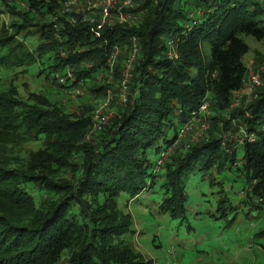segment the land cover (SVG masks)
Segmentation results:
<instances>
[{"label": "trees", "instance_id": "16d2710c", "mask_svg": "<svg viewBox=\"0 0 264 264\" xmlns=\"http://www.w3.org/2000/svg\"><path fill=\"white\" fill-rule=\"evenodd\" d=\"M25 3L26 11H18L0 0V15L9 19H0V264H59L62 258L67 264H151L134 246L132 217L121 210V198L141 202L150 193L162 197L160 211L170 219L184 218L191 175L224 169L231 156L216 130L175 165H162L159 157L155 167L166 174L155 186L150 151L171 145L176 123L182 125L205 95L216 113L229 112L220 131L244 132L235 145L240 164L234 162L249 194L264 202V82L249 103L231 109L247 77L243 36L264 44V0H134L141 20L106 26L98 38L79 19L45 20L56 14V0ZM133 38L138 52L119 116L81 145L92 125L87 111L70 117L46 99L25 103L6 75L45 58L57 86L63 87L54 73L66 66L85 82L102 71L113 45L131 53ZM170 40L174 59L167 55ZM113 75L122 77L117 66ZM219 120L211 116L214 128ZM38 140L42 149L21 161L16 151ZM73 157L79 162L72 169ZM68 168L67 182L53 178Z\"/></svg>", "mask_w": 264, "mask_h": 264}, {"label": "rangeland", "instance_id": "374dc122", "mask_svg": "<svg viewBox=\"0 0 264 264\" xmlns=\"http://www.w3.org/2000/svg\"><path fill=\"white\" fill-rule=\"evenodd\" d=\"M65 1L56 0V14L52 18L46 17L45 20L57 21L64 17L69 21L71 16L76 17L80 13L90 18H98L93 10H88L87 0H77L69 12L64 10ZM3 3L13 6L18 11H26L24 10L26 9L25 0H3ZM136 15H138V20H141L140 14ZM0 19L5 22L9 21L5 14H1ZM243 39L249 46V51L243 57L247 66V76L257 73L263 83L264 44L250 36H243ZM26 43L32 48L36 46L35 39L26 40ZM130 55L131 53L125 52L123 48L118 52L111 71L97 72L90 79L83 81L81 91L78 93L73 92L74 86L72 85L59 87L53 83L52 76L45 68L50 61L45 62V58L28 67L15 69L6 75H11L19 99L25 103L34 101L37 103L39 100L46 99L50 108L55 110L56 107L58 111L70 117L84 115L87 111L92 125L88 134L80 141L81 145L94 138L92 135L96 132L93 130V120L97 109L101 108L106 114L108 118L106 124H111L119 116L124 104L121 100L123 92L120 90L122 77L114 78L113 74L117 66L122 75L124 71H127L131 77L130 72L133 65L132 63L131 67L127 65ZM247 79L246 77L245 80ZM77 86L76 84L75 87ZM99 86L103 88L100 91H94ZM247 87L248 85L237 95L240 97L239 105L241 106L249 103L256 96L259 88L256 87L250 91ZM208 98L209 107L204 116L202 115V120L195 126L196 129L193 128L185 133L174 147H170L169 153L162 159V165L169 162L177 164L178 160L185 155L186 150L216 130H219V135H222L225 143L233 140V143L228 146L225 143L222 145L225 153L231 157L224 163L223 170L214 166L210 170L195 171L191 175L186 188L184 218L170 219L168 213L160 211L159 205L162 197L156 196L153 199L150 193L142 195L141 202H135L133 199L126 201L124 197L121 198V210L132 217L135 231L134 246L141 259L151 264H264V202H260L257 197L249 194V185L246 184L244 175L236 169V163L240 164L241 157V152L235 150L239 131L227 132L222 129L220 131L224 125L222 120L231 119L229 112L216 113L211 96L208 95ZM236 107H231V109ZM214 114L221 119L216 128L211 124V116ZM181 126L176 123L175 130ZM173 134L174 129H170L167 138H172ZM41 149L42 140L32 141L24 144L16 151V154L21 161H25L32 153ZM163 150L165 146L161 144L158 151H150L149 159L154 164L153 168ZM76 152L78 153V150ZM232 152H235L233 158ZM170 155L174 158L173 160ZM78 158L73 157V161L69 163V165L73 164L72 169L79 162ZM162 169L161 166L155 167L156 189H159L160 184L165 181L162 178H165L166 172ZM70 171L69 168L63 172L60 170V175L55 172L53 178L60 182H67L71 177ZM59 264H67L65 258H62Z\"/></svg>", "mask_w": 264, "mask_h": 264}, {"label": "built area", "instance_id": "2783aa9c", "mask_svg": "<svg viewBox=\"0 0 264 264\" xmlns=\"http://www.w3.org/2000/svg\"><path fill=\"white\" fill-rule=\"evenodd\" d=\"M77 0H66L65 1V8L64 10L69 12L71 7L75 5ZM87 4L89 5L88 10H93L96 15L98 16L97 19L90 18L88 15L84 13H80V15L74 17L71 16L69 18V21L71 23H75L77 19L81 20L83 23H86L89 27L91 33L96 38L101 37L102 31L106 26H113L117 24H132L133 22L137 21L138 15L137 13L133 11L135 3L134 0H87ZM133 48L131 55L127 61L128 67L131 66V63L134 61L136 54L138 52L137 45H136V39L133 38ZM168 45L171 47V49L168 51L167 55L170 59L176 58V54L174 52L173 48V41L170 40L168 42ZM120 51V47L113 45L110 50L106 54V61L104 65V70L102 71H108L110 72L112 69V65L117 59V54ZM61 57H66V53L64 51H61L60 53ZM101 71V73H102ZM130 75L127 71H124L122 75V79L120 82V90L121 100L123 102L126 101V93H127V83ZM247 80H244L243 82V88H245L248 85V89L252 91L254 88L259 87L261 85V78L260 75L257 73H252L247 76ZM54 79L59 83L62 84L64 87H70L72 83H76L78 86L75 87L76 84L72 85L73 92L78 93L81 91V86L83 80H77L74 76L73 69L69 66H66L64 69L57 70L54 73ZM247 82V83H246ZM242 89L235 94V97L233 98L231 107L240 106L239 103L240 97L237 96L242 91ZM209 98L208 95H205V97L202 99L201 103L199 104L197 110L191 114V116L182 124L181 127L178 129V133L174 139V141L171 143V145L166 149L163 150L160 154V159L158 163L163 162V158L169 153L170 147H174L178 143V139L181 138L185 133L191 131L195 126H197V123L202 120V115L207 112V109L209 107ZM107 116L105 113H103L102 109H97L94 114V123H93V130L94 131H100L103 126L107 123ZM244 137V132L241 130L238 134V141L241 143L242 139ZM171 147V148H172Z\"/></svg>", "mask_w": 264, "mask_h": 264}]
</instances>
